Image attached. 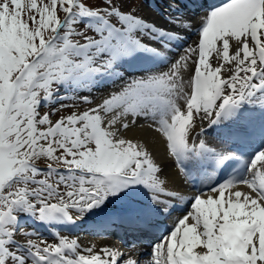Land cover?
<instances>
[{
	"label": "snow or ice",
	"instance_id": "snow-or-ice-1",
	"mask_svg": "<svg viewBox=\"0 0 264 264\" xmlns=\"http://www.w3.org/2000/svg\"><path fill=\"white\" fill-rule=\"evenodd\" d=\"M78 3L92 10L91 0ZM76 5L77 0H0V224L15 216L17 206L35 209L43 219L58 213L76 219L137 182L153 190L154 201L181 196L157 171L154 138L131 131L136 115L150 109L154 98L167 99L170 114L150 127L166 136L180 168L186 149L216 151L202 135L206 123L233 115L241 100L264 88V0H224L206 11L198 42L164 73L134 76L99 101L85 96L90 107L55 118L38 102L59 78L102 71L118 56L145 47L137 37L109 29L94 39L93 53L70 52L68 45L76 41L66 30L61 42L58 30ZM109 11L126 21L140 19L131 10ZM232 184L235 192L226 193ZM192 201L144 259L119 243L93 245L85 254L76 236L55 232L56 241L29 238L31 254L7 249L0 239V264H264V149L250 161L246 178L195 192ZM130 211L116 209L121 215Z\"/></svg>",
	"mask_w": 264,
	"mask_h": 264
},
{
	"label": "bare ground",
	"instance_id": "bare-ground-1",
	"mask_svg": "<svg viewBox=\"0 0 264 264\" xmlns=\"http://www.w3.org/2000/svg\"><path fill=\"white\" fill-rule=\"evenodd\" d=\"M162 7H163L162 10L164 12L163 16L171 13L172 14L171 18L166 20V19H163L162 17L161 18L149 17L148 13H145L144 9H142L143 7L141 6L142 10H140L136 13V17H139L140 19L135 20L134 23H132L133 26L131 28L127 27V25H128V23H127L125 25L126 30H127V33L129 35L139 36L140 39L142 37H144V38L149 40L150 38H152V36H150L145 31H141L140 27H139V26H143L142 23H143V21H145L144 18L156 19L157 21H160L161 23L164 22L163 28L165 30H167L169 27L171 29L176 28L175 30H177V31H180V29H181V32L184 33L183 40H188V42L183 46L181 54L176 56V58H175V61H176L177 58L183 54L185 49L188 46H190V39L193 37V34H194L193 28L195 27L194 24L198 21V20H196L198 15L197 16H191V15L187 16V15L181 14L178 11V8H181L180 5H177V3L174 2L173 0H169L167 4L166 3L162 4ZM137 9H140V8H137ZM144 13L146 14V16ZM154 14L155 15L157 14L156 11H154ZM152 16H154V15H152ZM203 17L204 16L200 17L199 22H201L203 20ZM126 22L127 21L124 19V24ZM172 25H174V27ZM159 26L162 27V25H159ZM151 30L152 29H149V31H151ZM175 61H170L166 65V67L164 69H162L161 71H159V73H157L156 75H158L160 73H164L166 70H168V68ZM93 62H95V60H93ZM107 68H110V66H107ZM80 71L81 70L67 74L65 76V78L62 80V83H63L62 85L64 86V89L62 90V92L68 90L67 91L68 93L73 94V93H75V91L76 92L79 91L80 92L79 94H81V95H86V94L90 93L93 101H99L103 96H105L106 94H108V93H110L116 89H119L123 83L127 82L130 78H132V77L126 78L122 82L118 83L114 87H110L109 89L106 87H98V86H94V85H90L91 87H89V85H87L84 82H82L80 84L78 83L76 76L81 73ZM186 78H187V76L185 77V79ZM255 97H256V99H260V100L264 101V92L256 94ZM114 107L120 108L122 106L116 105ZM164 111H165V109H164ZM164 111H160V112L163 113ZM110 113H111V110H109V113H107V114H110ZM148 117H151V120H146L144 118L143 112H142V114H137L135 117V124L137 127L135 129H132L131 131L134 132L135 134H137L138 136H141V137L147 136L150 139L154 138L153 155L155 156L157 162L160 165V167L157 171L160 175L168 177L169 183L172 184L173 180L177 178V176L175 174V171H176L175 167L172 165V162L168 159V157L165 153V149L163 147L162 139L150 127V124L153 123L152 115H148ZM173 185L176 186L177 184L174 182ZM231 191L235 192L233 190H231ZM82 238L83 237H81L82 250H84L85 248L88 249V248L92 247L93 245H95L99 249L104 243H108V242H105L101 238L96 239V241L93 243L88 241V240H82ZM85 254H87V251H85Z\"/></svg>",
	"mask_w": 264,
	"mask_h": 264
},
{
	"label": "rangeland",
	"instance_id": "rangeland-1",
	"mask_svg": "<svg viewBox=\"0 0 264 264\" xmlns=\"http://www.w3.org/2000/svg\"><path fill=\"white\" fill-rule=\"evenodd\" d=\"M107 2H114L113 0H91V5L94 6L95 8H98L99 5H104ZM93 36V35H92ZM95 38V37H94ZM62 107L64 108V105H62ZM75 107V106H73ZM62 108V109H63ZM74 110V109H72ZM48 112V111H47Z\"/></svg>",
	"mask_w": 264,
	"mask_h": 264
}]
</instances>
